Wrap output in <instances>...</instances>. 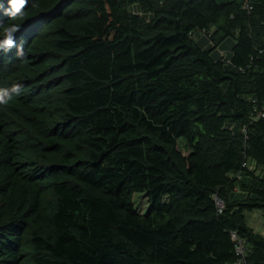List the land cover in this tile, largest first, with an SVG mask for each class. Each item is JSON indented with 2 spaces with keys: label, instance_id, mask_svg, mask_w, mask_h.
I'll list each match as a JSON object with an SVG mask.
<instances>
[{
  "label": "trees",
  "instance_id": "obj_1",
  "mask_svg": "<svg viewBox=\"0 0 264 264\" xmlns=\"http://www.w3.org/2000/svg\"><path fill=\"white\" fill-rule=\"evenodd\" d=\"M23 12H0V264H233L231 233L264 264V0Z\"/></svg>",
  "mask_w": 264,
  "mask_h": 264
},
{
  "label": "clouds",
  "instance_id": "obj_2",
  "mask_svg": "<svg viewBox=\"0 0 264 264\" xmlns=\"http://www.w3.org/2000/svg\"><path fill=\"white\" fill-rule=\"evenodd\" d=\"M27 5V0H8V6L4 7L3 4H0V12L4 15H8L10 17L14 16H23V9ZM0 28H2V32L0 35L3 36V39L0 40V49H10L15 47L14 35L19 31V26L16 24L11 25H2L0 24ZM4 95L6 99H3V103H7L12 99L13 95H20V86L13 85L11 89L5 90Z\"/></svg>",
  "mask_w": 264,
  "mask_h": 264
},
{
  "label": "rangeland",
  "instance_id": "obj_3",
  "mask_svg": "<svg viewBox=\"0 0 264 264\" xmlns=\"http://www.w3.org/2000/svg\"><path fill=\"white\" fill-rule=\"evenodd\" d=\"M200 34V33H199ZM203 45L206 42V46H208L209 41L204 36ZM232 39L228 38L226 42L222 43L221 46L213 49L214 55L218 54L220 51H225V53H230V44H232ZM212 52V53H213ZM264 173V171L262 172ZM246 219L248 224L254 228L256 231L260 232L264 235V211L262 210H253L250 212H246Z\"/></svg>",
  "mask_w": 264,
  "mask_h": 264
},
{
  "label": "built area",
  "instance_id": "obj_4",
  "mask_svg": "<svg viewBox=\"0 0 264 264\" xmlns=\"http://www.w3.org/2000/svg\"><path fill=\"white\" fill-rule=\"evenodd\" d=\"M231 237H232V239L234 241H236L235 250H236V254L238 255L237 260L233 264H247L246 263V260H245L246 248H245V244H244L243 240L238 239L236 237V234L235 233H231Z\"/></svg>",
  "mask_w": 264,
  "mask_h": 264
}]
</instances>
